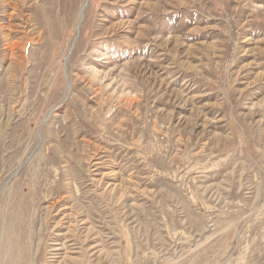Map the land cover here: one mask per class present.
Segmentation results:
<instances>
[{
  "label": "rangeland",
  "instance_id": "374dc122",
  "mask_svg": "<svg viewBox=\"0 0 264 264\" xmlns=\"http://www.w3.org/2000/svg\"><path fill=\"white\" fill-rule=\"evenodd\" d=\"M0 264H264V0H0Z\"/></svg>",
  "mask_w": 264,
  "mask_h": 264
},
{
  "label": "bare ground",
  "instance_id": "6f19581e",
  "mask_svg": "<svg viewBox=\"0 0 264 264\" xmlns=\"http://www.w3.org/2000/svg\"><path fill=\"white\" fill-rule=\"evenodd\" d=\"M86 7H87V5H86V3H85L84 6H83V8H82V12H81V16H82V17H84V15H85ZM81 22H82V21H81ZM81 22H80V23H81Z\"/></svg>",
  "mask_w": 264,
  "mask_h": 264
}]
</instances>
